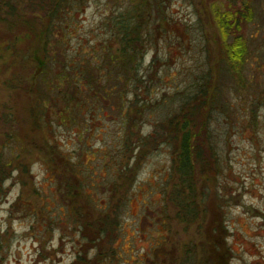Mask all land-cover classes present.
I'll list each match as a JSON object with an SVG mask.
<instances>
[{
	"label": "rangeland",
	"instance_id": "374dc122",
	"mask_svg": "<svg viewBox=\"0 0 264 264\" xmlns=\"http://www.w3.org/2000/svg\"><path fill=\"white\" fill-rule=\"evenodd\" d=\"M153 1L142 80L130 84L134 104L124 109L73 81L89 69L99 86H113L109 60L122 49L115 23L129 0H65L51 21L24 6L33 33L6 40L0 24V165L9 174L0 184V264H185L187 256L189 264H264V0H252L242 78L219 70L218 173L189 226L171 202V143L155 132L208 76L220 31L201 19V0ZM47 21L40 75L28 57L34 29L46 33ZM40 76L53 93L37 88Z\"/></svg>",
	"mask_w": 264,
	"mask_h": 264
},
{
	"label": "trees",
	"instance_id": "16d2710c",
	"mask_svg": "<svg viewBox=\"0 0 264 264\" xmlns=\"http://www.w3.org/2000/svg\"><path fill=\"white\" fill-rule=\"evenodd\" d=\"M64 2L65 0H0V24L6 26L2 39L19 37L28 32L33 33L32 21L26 16L24 6L43 15L42 20L46 16L51 21ZM200 2L205 14V18H201L203 22L207 19L208 25L212 23L220 31V36H216L217 40L211 45L209 52L210 71L198 89L183 101L179 111L169 120L161 123L155 132H161L171 143L172 172H174L175 180L171 202L176 210V218L187 226L196 224L202 217L206 195L208 190L212 189L213 178H216L218 173L219 155L213 144L211 124L214 111L225 95L219 85V70L226 71L233 77L242 78V71L249 53L245 29L255 17L252 0H214L213 11L209 9L207 1ZM129 3L132 8H126L124 19L119 17L118 22L115 23L117 25L115 34H118V40L121 39L122 49H117L109 60V66H112V69L108 73V81L113 86H109V91L105 90L104 86H99L98 82L92 78V70L89 69L77 72L73 81L79 93H87L90 90L88 96H91L93 90L98 89L97 93L100 92L102 97L120 100L119 105L122 109L134 104V100L130 98L133 97L130 84L138 88L137 84L142 80L139 74L151 45L149 32L153 12L150 9H154L153 0H129ZM155 9L160 10V6L158 5ZM50 21L43 23L46 33L34 29L36 38L32 40L33 50L28 57L29 62L30 58L35 63L36 72H40V75L45 68L47 46H50L48 36H45L50 30ZM123 79L125 82L123 93L113 92V88L118 87ZM59 82L61 85V79ZM91 83L97 88H93ZM84 84L87 90L84 89ZM36 85L42 93L44 89L45 92H54V88L44 82L41 76ZM57 87L59 94L66 98L68 106L62 107V113H66L71 99H68ZM37 88L31 91L39 93ZM135 104L137 105L133 108L137 109L136 112H139L140 106L144 109L142 105L139 106V103ZM131 116L126 117V124L130 127L135 125L132 118L134 116ZM5 179H9V174L5 172L4 166L0 165V184ZM183 263L189 264L188 256Z\"/></svg>",
	"mask_w": 264,
	"mask_h": 264
}]
</instances>
